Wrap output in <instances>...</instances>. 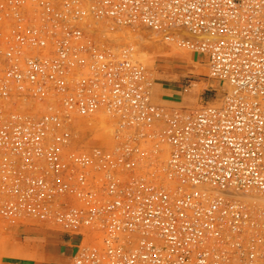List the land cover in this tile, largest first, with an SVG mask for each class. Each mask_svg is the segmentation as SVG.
Listing matches in <instances>:
<instances>
[{
	"label": "built area",
	"instance_id": "obj_1",
	"mask_svg": "<svg viewBox=\"0 0 264 264\" xmlns=\"http://www.w3.org/2000/svg\"><path fill=\"white\" fill-rule=\"evenodd\" d=\"M100 25L198 36L179 43L223 99L156 104L135 47ZM99 116L111 146L79 132ZM258 198L264 0H0V221L75 238L69 264H264Z\"/></svg>",
	"mask_w": 264,
	"mask_h": 264
},
{
	"label": "rangeland",
	"instance_id": "obj_2",
	"mask_svg": "<svg viewBox=\"0 0 264 264\" xmlns=\"http://www.w3.org/2000/svg\"><path fill=\"white\" fill-rule=\"evenodd\" d=\"M106 30L105 26L100 25L98 31L102 37L99 40L104 41L111 48L116 49L129 45L135 47L137 60L149 71L148 78L153 88L152 95L155 97H153V101L156 104L160 105L156 100V97L158 98L160 95V84H169L182 91L186 90L187 93L183 96L190 100V103L166 107L195 110L205 104L218 105L223 99L224 93L228 89L227 86L213 81L209 77L208 68L201 56L188 49L184 50V47L180 48L181 45L179 39L175 38L176 36H171L166 41L165 33L152 35L153 33L141 29H123L108 33L105 32ZM128 34H132L133 39L122 37V35L128 36ZM119 36L121 37L119 38ZM182 51L192 54V62L176 55V52ZM110 122L113 124L109 123L110 125L107 124V127L112 128L114 122ZM87 123L79 128L84 139H90L95 145L111 146L113 140H109L113 138V128L109 134L105 128H99L100 126L97 127L94 124L95 128L89 126V123L94 122ZM106 141L109 143L107 144ZM260 201L258 204L263 205L264 203ZM39 233L45 234L46 240L43 238L41 240L37 236ZM79 247L80 243L75 238H69L43 224L29 222V220L18 223L0 221V264H69L76 256Z\"/></svg>",
	"mask_w": 264,
	"mask_h": 264
},
{
	"label": "bare ground",
	"instance_id": "obj_3",
	"mask_svg": "<svg viewBox=\"0 0 264 264\" xmlns=\"http://www.w3.org/2000/svg\"><path fill=\"white\" fill-rule=\"evenodd\" d=\"M102 27V26H101ZM126 32H128V31H126ZM150 32V31H149ZM151 33H153V32H151ZM166 35H164V39L165 38H167L166 36H168V37H171V36H176L175 38H178V39H180V38H184V39H187V40H190V39H192V40H199L200 38L198 37V36H195V35H193V34H191V33H189L186 29H184V28H181V29H178V30H167L166 32H164ZM155 33H153L152 35H154ZM157 34V33H156ZM112 35V34H111ZM127 36V35H126ZM126 36H124V35H122V37L124 38H126V39H133V36H132V34H128V36L126 37ZM121 36H119V38H120ZM114 39H116V38H114ZM166 40V39H165ZM175 40V39H174ZM132 42V41H131ZM173 42H175V41H173ZM130 44V43H129ZM110 47V46H109ZM121 47V46H120ZM180 48H183L182 46L180 47ZM117 49V48H116ZM115 49V50H116ZM175 50V49H174ZM183 50V49H182ZM184 50H186V48L184 49ZM137 54V53H136ZM176 55H178V56H181L182 58L181 59H186L187 58V60L188 61H190V62H192V54L191 53H189V52H185L184 51V53H183V51L182 52H176ZM187 64H189V63H187ZM192 65H193V63H192ZM149 72V71H148ZM152 75V74H151ZM152 79V78H151ZM151 92L153 93V88L151 89ZM156 92V91H155ZM157 92H158V90H157ZM154 97V96H153ZM159 97V96H158ZM155 98V97H154ZM157 98V97H156ZM106 119H108L107 117H101V116H99V117H97V118H94L93 119V121H95L94 123H89V126L91 125V126H93V124H94V126H97V127H99V128H105L106 130V132H108L109 134L111 133V130H112V128L109 126V127H107L108 125H107V122H106ZM90 122V121H89ZM112 122H110V124H111ZM88 124V123H87ZM109 124V123H108ZM109 124V125H110ZM113 124V123H112ZM86 125V124H85ZM88 126V127H89ZM93 126V127H94ZM97 127H96V130H97ZM95 128V127H94ZM114 129V128H113ZM99 130V129H98ZM100 132V131H99ZM103 133H105V132H103ZM113 134V133H112ZM109 139H111V138H109ZM107 140V139H106ZM108 141V140H107ZM106 141V143L108 144L109 142H107ZM109 141H112V139L111 140H109ZM112 144V143H111ZM246 201L247 202H249L250 204H252V205H256V204H258L259 202L258 201H260V198H258V200H253V201H251L250 199H246ZM260 202H263L264 203V201L262 200V201H260ZM27 221V220H26ZM19 222H21V221H19ZM23 222V221H22ZM29 222H30V220H29ZM34 222V221H33Z\"/></svg>",
	"mask_w": 264,
	"mask_h": 264
},
{
	"label": "crops",
	"instance_id": "obj_4",
	"mask_svg": "<svg viewBox=\"0 0 264 264\" xmlns=\"http://www.w3.org/2000/svg\"><path fill=\"white\" fill-rule=\"evenodd\" d=\"M185 93H187L186 90L182 91L179 88L171 86L169 84H160V95L158 98H156V100L160 105L164 106H176L182 105L183 103H190V100L186 99L183 96V94L185 95ZM37 236H39L41 240L42 238L46 240L45 234L39 233Z\"/></svg>",
	"mask_w": 264,
	"mask_h": 264
}]
</instances>
